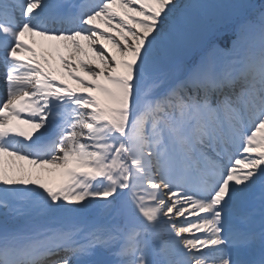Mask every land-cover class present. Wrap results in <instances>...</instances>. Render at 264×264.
<instances>
[{
	"label": "snow or ice",
	"instance_id": "1",
	"mask_svg": "<svg viewBox=\"0 0 264 264\" xmlns=\"http://www.w3.org/2000/svg\"><path fill=\"white\" fill-rule=\"evenodd\" d=\"M0 85V264H264V0H0Z\"/></svg>",
	"mask_w": 264,
	"mask_h": 264
},
{
	"label": "bare ground",
	"instance_id": "2",
	"mask_svg": "<svg viewBox=\"0 0 264 264\" xmlns=\"http://www.w3.org/2000/svg\"><path fill=\"white\" fill-rule=\"evenodd\" d=\"M117 11H120L119 5L115 6ZM99 23L101 30L110 31L105 29V26L102 22ZM24 41L26 44H30L35 49V57H31V54L24 53L22 59L34 58L39 60L46 70L51 71L56 78H59L61 81L66 82L70 86L79 91H83L81 86L71 78L69 75V70H66L63 66L61 58H68L72 54L71 42L70 41H56V40H45L41 37H31L25 36ZM35 41V43H33ZM80 43L85 47L87 56H79L72 61L73 64H76L78 61L83 60L85 62L91 61L95 66L99 62L96 61L93 53L87 47V42L81 40ZM111 48V45H109ZM45 61H47L45 63ZM83 76H85L83 70H78ZM75 75V74H74ZM90 82L91 77L85 76ZM2 85H0V88ZM3 164L5 172L10 179H30L35 181L34 174L36 173L38 167L30 164L27 160H19L13 157H3ZM180 217L179 219H181ZM200 234V233H198Z\"/></svg>",
	"mask_w": 264,
	"mask_h": 264
},
{
	"label": "rangeland",
	"instance_id": "3",
	"mask_svg": "<svg viewBox=\"0 0 264 264\" xmlns=\"http://www.w3.org/2000/svg\"><path fill=\"white\" fill-rule=\"evenodd\" d=\"M76 76H83L80 72L74 73ZM85 80L89 81L85 76H83ZM90 82V81H89ZM67 85V83H65ZM68 86V85H67ZM39 171V173H38ZM35 181L40 183H45L50 187H53L55 189V186L53 185L54 181H56L57 178L61 177V173L58 170H51L49 168L45 169H37V173L34 176Z\"/></svg>",
	"mask_w": 264,
	"mask_h": 264
}]
</instances>
